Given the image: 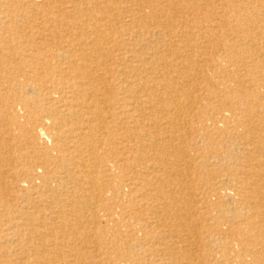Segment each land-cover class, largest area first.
<instances>
[{
    "label": "bare ground",
    "instance_id": "obj_1",
    "mask_svg": "<svg viewBox=\"0 0 264 264\" xmlns=\"http://www.w3.org/2000/svg\"><path fill=\"white\" fill-rule=\"evenodd\" d=\"M0 264H264V0H0Z\"/></svg>",
    "mask_w": 264,
    "mask_h": 264
},
{
    "label": "rangeland",
    "instance_id": "obj_2",
    "mask_svg": "<svg viewBox=\"0 0 264 264\" xmlns=\"http://www.w3.org/2000/svg\"><path fill=\"white\" fill-rule=\"evenodd\" d=\"M109 228H112V225L111 224H109ZM111 230V229H110Z\"/></svg>",
    "mask_w": 264,
    "mask_h": 264
}]
</instances>
